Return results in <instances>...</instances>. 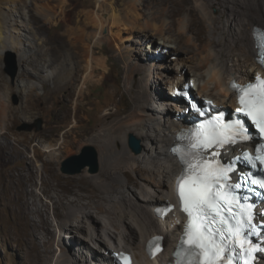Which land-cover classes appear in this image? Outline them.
<instances>
[{
  "label": "bare ground",
  "instance_id": "6f19581e",
  "mask_svg": "<svg viewBox=\"0 0 264 264\" xmlns=\"http://www.w3.org/2000/svg\"><path fill=\"white\" fill-rule=\"evenodd\" d=\"M110 1L98 0L100 8ZM192 1L160 0L159 3L170 6L168 13L172 18H176L186 11L195 16L201 9H204L206 16L202 18L203 26L209 21H211V26L197 30L193 28L195 21H192V23L181 22L177 29L178 22L174 19V22L168 25L167 30L168 32L176 30L177 36L179 35L181 40L187 39V44L195 46L197 55L201 57L199 62L202 68L213 64V68L208 72L214 69L211 81L216 82L215 91L219 93L215 95L210 92L207 84L202 89H198L197 94L214 98L219 109L235 104L236 96L231 92L230 82L234 78L247 81L252 77V73L259 68L254 34L256 27L264 29V0H197L202 4L200 5L201 9L193 6L190 9L187 8V4ZM28 4L29 0H0V61L5 52L16 53L19 64L23 68L18 76L27 81L24 90L27 99L23 101L22 116L26 120L34 119L39 102L50 101V99H54L55 95H60L64 90H68L67 98L71 101L75 100V103H72L69 112L64 115L66 120L64 124L51 128L55 134L61 128H66L67 131L63 141L52 138L47 143L45 148L49 162H59L74 149L92 145L99 152L103 168L99 174L89 175V178H83L79 182L74 180L70 184L61 186L62 190L58 186H53L52 189L56 194L51 200L54 202L56 215L62 219L61 223H58L55 234L57 233V237H62L63 235L60 234L63 232L73 233L71 249L75 250L73 256L69 255L70 250L68 251L66 244L64 246L62 242H59L57 254L59 251L61 254L54 257V264L82 263V254L84 255L86 252L91 254L92 264H113L111 258L105 259L100 253L110 251L111 255L113 249L117 250L120 247L118 242L131 251L132 249L137 250L133 253L134 258L137 259L135 264H177L178 258L175 253L180 245V239L177 238L180 236L179 230L173 229V222L161 223L153 210L158 209L167 199H175L174 183L181 171V166L178 159L174 157L171 148L177 143V132L182 124L191 121V116L187 117L184 109L177 107L178 101L172 99L170 93L167 94L168 96L162 94L160 80L154 81L152 86L153 89L155 88L154 92H151L149 87H143L138 91L134 100L135 106L131 110L118 115L114 121H111L110 117L102 118L100 122L102 132L98 131L97 126H90L92 118L89 115V110L95 111L96 108H84V103L87 100L86 89L98 81V73L106 70V61L97 58L94 47L87 44V41L92 39V35L87 34L85 30L92 27L101 30L109 29L112 37L121 31L115 32L114 28L116 27L125 26L124 28H130L131 32H135L137 31L136 26L138 28L140 26L139 17H136L139 12L135 14L136 21L135 17L132 18L134 21L130 19L125 21L114 7L109 15L104 14L105 20L96 12L91 11L87 14V24L83 28V33L79 28L73 30L69 28L55 36L61 46L59 48L66 49L68 52L64 61L60 63L56 60L57 57H53L49 47L50 43L41 34L43 26H40V20L28 14ZM128 4L130 6L128 7L129 16L131 12L134 13L130 8L136 9L138 0H132ZM66 5L67 0H63L59 10L55 12L50 8H42L40 19L44 21L45 25L55 23L64 16ZM217 7L221 12L222 9H225L223 13L231 20V28L220 27L221 22L214 17V9ZM81 16L75 19V23L78 25L82 22ZM154 28L162 36L160 40L163 42L160 45L149 43L148 49H144V51H148L146 54L147 68L140 69L138 65L128 63L130 71L135 78L140 73L144 74L142 70L150 67L149 69L153 72V69L157 67L164 73L159 79L167 81L170 79L169 81L173 85L177 80L186 78V76H173L171 67L164 65L169 60L164 63L163 60L168 56V51H172L170 49L174 47L172 46L174 43L165 39L164 26L154 25ZM208 30L214 35V38L207 35ZM204 31L206 35H204ZM96 36L98 38V34ZM73 39H78V41L73 42ZM122 40L129 41L127 38H122ZM154 42L156 43V41ZM245 55L252 63L249 69L244 70V65L242 66L240 62L235 67L228 66L230 57L236 58L238 63ZM191 60L183 56L178 58L177 73L188 69ZM220 66L227 67V69L219 68ZM196 78L198 77H194V79ZM35 79L39 83L33 82ZM9 83L7 81L5 88L0 93V99H3L6 104L9 103L10 95L16 92ZM48 84H50L49 88ZM134 86L136 87L137 83ZM170 100L176 103L173 111L177 112V116H172L170 113L172 109L165 106ZM152 101L161 104L160 107L165 106V108L163 107L161 112L158 111L156 106L150 105ZM6 104L4 103L7 109ZM48 108L52 111L55 110L54 104ZM6 119V117L3 118L4 123L7 122ZM7 132L8 128L1 134H7ZM129 133L137 135L149 144L155 143L156 145L151 148L145 144L147 154L134 155L126 146V137ZM119 142L123 143L124 150H116L115 145ZM151 150L153 153L148 156V151ZM138 190H140L139 194L142 193L141 197L138 196ZM128 193H133L135 198H129ZM95 204H98L99 210L94 209ZM41 211L43 209L39 212ZM98 214H102L105 220L103 218L100 220ZM106 223L107 225H104ZM34 229L45 232L42 235V241L46 246V251H52L55 247L49 237L54 235V232L50 230V222L47 220L35 223ZM158 234L165 235L169 244L166 245L164 254L153 261L147 256L146 248L149 240ZM63 237L66 239L69 236L64 235ZM141 240L142 244L138 245ZM138 241L140 242L138 243ZM100 242L107 243L105 247H102ZM108 243L111 244L107 245ZM93 244L98 246L94 247ZM78 256L80 258L75 260L74 258ZM164 256H169V258L163 259ZM165 259L166 262H162ZM86 262L88 263L89 259L86 258L82 264H86ZM45 264H50V262Z\"/></svg>",
  "mask_w": 264,
  "mask_h": 264
},
{
  "label": "rangeland",
  "instance_id": "374dc122",
  "mask_svg": "<svg viewBox=\"0 0 264 264\" xmlns=\"http://www.w3.org/2000/svg\"><path fill=\"white\" fill-rule=\"evenodd\" d=\"M128 1L130 2L132 0H111L103 8H100L98 0H67L64 16L60 17L55 23L49 25H45L44 21L40 19L39 15L42 8H50L53 12L58 11L63 4V0H29L28 4V14L40 20V26H43L41 34L46 37V40L50 43L49 47L51 48V53L53 57H57L56 60L60 63L64 61L68 52L66 49L59 48L61 46L59 42L56 41L55 36L63 33L69 28L72 30L79 28L80 32L83 33V28H85V24H87V14L91 11L96 12L99 16L104 18V14L109 15V12H112V7H114L125 21L129 19L132 20V18L136 16L135 14L139 12L136 17H139L138 19L140 20V30L136 26L137 31L135 32H131L129 30L130 28H124L125 26L116 27L114 28L115 32L121 31L119 34H114L112 37L109 29L101 30L100 28L95 29L92 27L85 30L87 34L92 35V39H89L87 44L94 47L95 56L106 61V70H102L98 73V81L92 83L89 88L86 89L87 100L84 103V108H96L95 111L89 110L90 114H88L92 118L90 126H97L99 132H102V126L100 124L102 118L110 117L111 121H114L118 115L124 114L135 106L134 100L141 88L149 87L150 91L154 92L155 88L153 89L152 87L154 81L160 80V91H162V94L168 96L167 94L170 93L172 87L171 81H169L170 79L168 81L159 79L164 74L161 69L155 67L152 72V70L149 69L150 67H148V69L142 70L144 74L140 73L134 78V74H132L129 67V64H136L140 69L147 68L148 62L146 54L148 51H144V49H148V46H150L149 43H151V45H160L163 42V40H160L162 36L158 31H155L156 28H154V25L159 27L164 26L166 34L165 39L174 43L172 44L174 47L170 49L172 51H168V56L163 60V63L169 60L164 63V65L171 67L173 76L185 75L186 79L198 77L196 79H199V90L202 89L204 85L208 84L211 90L210 92L215 95L219 93L215 91L217 87L216 82L211 81L214 69L208 72L209 69L213 68V64L209 65L207 68H202L199 62L201 61V57L197 55L195 46L187 44V39L181 40L179 35L177 36L178 33L176 30L173 32H168L167 30L168 25L174 22V19L178 22L177 29H179L181 22L192 23V21H195L193 28L197 30L204 29L206 26H211V21L203 26L202 18L206 16V12L204 9H201V2L193 0L192 3L187 4V8L189 9L192 6L201 9L195 15L196 17L192 16L189 11H186L176 18H172L168 13L170 6L159 3L160 0H138L137 8H130L134 13L131 12L128 16L130 12L128 11V7H130ZM176 1L180 2L181 0ZM219 10L218 7L214 9V17L221 22L220 27L231 28V20L223 13L225 9H222V12ZM80 16L82 22L78 25L75 23V19H78ZM136 17L134 19L135 21L137 20ZM56 24L58 25L56 26ZM96 34H98V38ZM204 35H206L205 31ZM207 35L210 37L214 36L209 30ZM190 36H192V34H190ZM122 38H127L129 41H123L124 39L122 40ZM153 40L156 41V43ZM76 41H78V39H73V42ZM177 46L179 50H177ZM181 56L185 58L188 57V59L192 60L189 62L188 69L178 74V58ZM246 56L247 55L243 56L238 63L236 58L233 59V57H230L228 66L235 67L240 62L242 66L244 65V70L249 69L252 63ZM11 66L15 67L17 70L15 78H13L9 72ZM219 68L227 69V67L223 66ZM21 70H23V68L19 64L16 53L5 52L0 61V93L5 88L7 81L10 82L9 84L16 92L10 95L8 104H6L3 99H0V264H45L47 262L54 264V257L61 254L60 251L57 254V244L59 242H62L64 246L66 244L68 251L70 250V252H68L69 255L73 256V251L75 252V250L73 248L71 249L73 233L63 232L60 234L63 236L68 235L69 237L66 239L63 236L57 237V233L55 234L58 223H61L62 219L56 215L55 205L51 200L56 194L52 188L53 186H58L59 189L62 190L61 186L63 185L70 184L74 180L79 182L83 178H89V175H94L90 174L89 170H85L78 175H67L62 172V166L73 156H81L84 154L85 149L88 147L95 148V146L87 145L80 149L76 148L74 151L67 153L59 162H49L48 153L45 148L47 143L50 142L52 138L63 141L67 131L66 128H61L58 133L55 134L52 132L51 128L52 126L64 124L66 121L64 115L69 112L75 100H69L67 98L69 92L68 90H64L62 94L55 95L54 99H50V101L39 102L38 109L35 111L36 117L32 120H26L22 116L21 108L23 106V101L27 99L24 92L27 81L21 77L19 78L18 75ZM253 74L254 73H252V75ZM225 75V77H227V74ZM36 80L37 79L33 80V82L39 83ZM136 83L138 87L134 86ZM49 87L50 84H48V88ZM42 94H44V92ZM1 96L3 97V95ZM4 103L8 106L7 109ZM53 104L54 111L48 108V106L52 107ZM174 104L173 100H170L165 106L172 109L170 111L172 116H177V112L173 111ZM150 105L156 106L160 112L163 110V107L165 108V106L160 107L159 105L161 104H157L155 101L150 102ZM111 108L114 109V112L109 114L106 113V111ZM186 116L189 117L190 115ZM5 117L7 118V122L4 123L3 118ZM4 127L5 129L8 128L7 134H1L5 130ZM129 135L126 137V146L128 148ZM135 136L141 140L142 146L144 147V152L142 154H147L145 144L151 148H154L156 145L155 143L149 144L144 139L137 135ZM115 148L117 151H121V149L124 150V145L122 142H119L115 145ZM130 151L132 152L131 149ZM91 152L93 151L90 150L89 153L92 154ZM152 153V150L150 152L148 151V156L152 155ZM102 169L100 163V172ZM121 190L124 189L121 188ZM139 191L140 190H138V196L140 195L141 197L142 193L139 194ZM127 195L129 198H135L133 193H128ZM42 209L43 211L39 212ZM94 209L99 210L98 204L94 205ZM98 217L100 220L101 218L105 220L102 214H98ZM47 220L50 222V230L54 232V235H50L49 238L55 248L50 252L46 251V246H44L42 241V235L45 232L36 231L34 229L35 223H42ZM104 225H107V223ZM139 242L140 241H138V243ZM106 243L100 242L99 244L105 247ZM118 243V246H120L119 248H127L123 244L121 246L120 242ZM110 244L111 243H108L107 245ZM137 244L136 246L142 244V240L138 245ZM167 244H169V240L166 241V245ZM93 246L95 247L98 245L93 244ZM129 250L131 251V249ZM135 251L137 250L132 249L133 253ZM109 252L110 251H103L100 254L102 257L109 260ZM90 256L91 254H87V252L84 255L82 254V261H86L87 258L89 262H86V264H92ZM77 258H80V256L74 259L77 260ZM164 258L168 259L169 256H164L163 259ZM135 262L137 263V259H135ZM162 262H166V259ZM82 263L79 262L78 264Z\"/></svg>",
  "mask_w": 264,
  "mask_h": 264
},
{
  "label": "snow or ice",
  "instance_id": "6c2138e0",
  "mask_svg": "<svg viewBox=\"0 0 264 264\" xmlns=\"http://www.w3.org/2000/svg\"><path fill=\"white\" fill-rule=\"evenodd\" d=\"M256 34L264 50V32L257 30ZM260 63L264 65V59ZM230 87L238 96L237 118H226L211 101L204 109L189 99L190 108L201 120L180 131L182 148L171 149L181 166L175 185L179 209L187 217L175 253L177 264H255L257 254L264 253V246L249 239L257 228L264 230V225L254 222L257 211L251 197L240 194L241 190L252 192L258 188L261 191L256 195H264V175L248 172L233 180L238 161L251 169L259 166L264 172V79L256 76L255 82L243 87L233 83ZM247 121L255 126L261 139L252 144L251 153L242 151L233 159L229 153H234L236 146L253 141ZM225 156L228 161L223 159ZM171 208L167 205L158 215ZM120 259L127 264L129 258L121 254Z\"/></svg>",
  "mask_w": 264,
  "mask_h": 264
},
{
  "label": "water",
  "instance_id": "95a60500",
  "mask_svg": "<svg viewBox=\"0 0 264 264\" xmlns=\"http://www.w3.org/2000/svg\"><path fill=\"white\" fill-rule=\"evenodd\" d=\"M13 78H15L17 70L11 66L9 70ZM114 109H108L106 113H113ZM129 148L134 155H141L144 152L141 140L134 134H130L128 138ZM92 150V154L89 151ZM85 170H89L90 174H97L100 172V158L98 151L94 147L85 149L84 154L81 156H73L67 160L62 166V172L67 175H78Z\"/></svg>",
  "mask_w": 264,
  "mask_h": 264
}]
</instances>
